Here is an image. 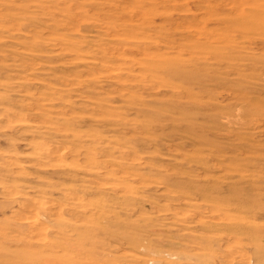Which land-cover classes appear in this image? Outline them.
<instances>
[{"label":"rangeland","instance_id":"374dc122","mask_svg":"<svg viewBox=\"0 0 264 264\" xmlns=\"http://www.w3.org/2000/svg\"><path fill=\"white\" fill-rule=\"evenodd\" d=\"M260 15L0 0V264H264Z\"/></svg>","mask_w":264,"mask_h":264},{"label":"bare ground","instance_id":"6f19581e","mask_svg":"<svg viewBox=\"0 0 264 264\" xmlns=\"http://www.w3.org/2000/svg\"><path fill=\"white\" fill-rule=\"evenodd\" d=\"M252 18H254V17H252ZM259 18H261V19H264V16L263 15H260V16H257V19H259ZM244 19V18H243ZM248 19V17H247V15L245 16V20H247ZM245 20H244V22H245ZM243 26V25H242ZM249 25H246V27H248ZM264 32V31H263ZM213 206V205H212ZM216 208V207H215ZM216 210H223L222 208H220V207H217L216 208ZM220 212V211H219ZM219 212H218V214H219ZM238 229V228H237ZM231 230V229H230ZM233 230V229H232ZM235 230V229H234ZM238 230H242V229H238ZM234 231H230V233L231 234H233L234 235V233H233ZM243 233H244V231H243ZM246 233V232H245Z\"/></svg>","mask_w":264,"mask_h":264}]
</instances>
